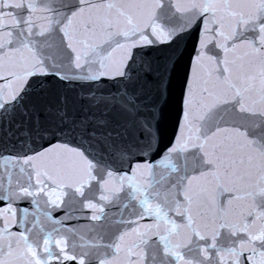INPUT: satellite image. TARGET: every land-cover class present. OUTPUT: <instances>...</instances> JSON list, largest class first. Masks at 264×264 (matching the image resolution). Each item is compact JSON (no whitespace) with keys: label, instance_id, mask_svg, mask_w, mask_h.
Listing matches in <instances>:
<instances>
[{"label":"snow or ice","instance_id":"obj_1","mask_svg":"<svg viewBox=\"0 0 264 264\" xmlns=\"http://www.w3.org/2000/svg\"><path fill=\"white\" fill-rule=\"evenodd\" d=\"M0 264H264V0H0Z\"/></svg>","mask_w":264,"mask_h":264}]
</instances>
